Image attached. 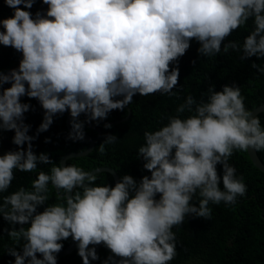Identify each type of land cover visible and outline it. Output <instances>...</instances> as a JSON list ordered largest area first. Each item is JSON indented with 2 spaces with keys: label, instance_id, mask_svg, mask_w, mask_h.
Returning a JSON list of instances; mask_svg holds the SVG:
<instances>
[{
  "label": "clouds",
  "instance_id": "9594fccd",
  "mask_svg": "<svg viewBox=\"0 0 264 264\" xmlns=\"http://www.w3.org/2000/svg\"><path fill=\"white\" fill-rule=\"evenodd\" d=\"M3 3L12 15L0 19V45L21 54L18 67L0 70V142L13 132L17 146L0 153V218L11 226L0 229V239L6 234L12 242L5 247L14 264H57L69 238L82 264L100 260L97 246L108 250L103 264H170L186 219L212 220L210 205L233 206L247 197L244 177L229 160L237 152L264 151V126L235 83L220 91L210 84L199 99L186 96L167 124L143 132L136 156L150 176L139 180L125 174L114 185L97 184L99 169L57 163L37 154L33 142L65 113L71 118L66 138L82 142L86 124L99 126L137 95L179 99V62L193 41L209 60L222 52H235L242 62L264 60V0ZM241 29L247 31L242 42L229 39ZM250 67L264 74L260 63ZM24 97L43 112L34 135L25 114L35 108ZM119 140L107 134L94 150L106 155V145ZM17 172L35 174L30 188L4 195ZM50 188L57 202L49 203Z\"/></svg>",
  "mask_w": 264,
  "mask_h": 264
},
{
  "label": "trees",
  "instance_id": "16d2710c",
  "mask_svg": "<svg viewBox=\"0 0 264 264\" xmlns=\"http://www.w3.org/2000/svg\"><path fill=\"white\" fill-rule=\"evenodd\" d=\"M41 7L38 2L31 11L35 13ZM11 15L12 9L0 0V19ZM245 35L247 31L241 29L229 39L242 42ZM198 47L193 41L185 56L180 59L179 84L184 86V90L179 93V99L159 94L147 97L137 95L124 111H112L107 120L99 122V126H96V122L86 124L85 135L96 140L94 148L86 156L68 159L66 165L75 164L85 171L107 167L115 171L119 179L125 174H130L139 180L143 175L150 176V173L142 168V158L137 159L136 156L137 149L144 143L143 132L158 130L162 124H167V115H175V109L184 102L186 96L192 95L199 99L200 92H205L210 84L215 85L216 91H220L223 85L235 83L241 87L242 95L247 97L245 104L248 109H255L264 104V74H259L250 67L252 62L264 66V60L259 61L253 57L242 62L235 52H230L227 56L222 52L220 56L209 60L198 55ZM20 58L14 49L0 45V70L7 73L10 69L18 67ZM193 60L196 64L192 63ZM23 102L30 103L35 108V111L25 114V122L32 126L29 135H34L42 122L43 112L36 100L24 97ZM127 108L130 110V117L119 122L127 117ZM258 114L264 126V111ZM66 117L67 113L54 118L50 129L41 133L33 142L37 154L46 152L51 159L60 163L66 154L79 153L81 149L85 151L88 148L87 140L73 142L66 138L69 133ZM80 119L85 117L81 115ZM105 123H112V127L105 129ZM98 130L100 136L97 138ZM107 134H115L120 140L115 145H106L107 154L101 156L98 150L94 149L98 148ZM13 135V132L3 134L0 153L16 149L17 146L11 143ZM46 137L51 139L50 143H44ZM257 155L264 164V151L258 152ZM229 163L236 167L237 175L244 177L248 189L247 197L238 198V203L233 206L226 207L223 203L219 206L210 205L213 209L212 220L191 217L186 219L177 232L178 255L170 264H264V172L252 164L246 152L235 153ZM42 167L45 171L49 168L47 165ZM217 169L222 175V166L217 165ZM33 178L35 174L17 172L12 188L4 195L20 186L30 188ZM96 183L114 185V180L108 172L103 171L99 173ZM220 186L223 187L222 182ZM49 195V203L58 201L55 189L50 188ZM4 227L11 226L0 218V229ZM71 241L70 238L64 241L63 249ZM5 245H12L6 234L0 239V264H14V257L7 255ZM108 254V250L101 247L98 252L100 260L95 264H103ZM57 264H82L77 248L69 255L58 257Z\"/></svg>",
  "mask_w": 264,
  "mask_h": 264
},
{
  "label": "water",
  "instance_id": "95a60500",
  "mask_svg": "<svg viewBox=\"0 0 264 264\" xmlns=\"http://www.w3.org/2000/svg\"><path fill=\"white\" fill-rule=\"evenodd\" d=\"M18 55L21 56L20 53L16 52ZM256 110L254 111V115L255 114H258L260 112H263L264 111V104L255 108ZM128 110V115L126 118H124L123 120L119 121V122H122V121H125L127 120L129 117H130V110L127 108ZM70 115L67 113V117H66V127H67V131L70 132L71 131V126H70ZM117 122V123H119ZM114 123V122H112ZM111 123V124H112ZM91 126V125H90ZM97 138L100 136V131L98 130L97 132ZM85 140L88 141L89 143V146L88 148L84 151V152H79V153H69V154H66L65 156H63V158L61 159L60 163L62 165H66V162L69 158H77V157H82L81 155H87L89 152H91L94 148V145H95V142L96 140L91 138L90 136H87L85 135ZM248 156H249V159L250 161L252 162V164L260 171L264 172V164L261 162V160L259 159L257 153H253L250 151V153H247ZM101 172L105 171V172H108L112 177H113V180H114V184L119 180L117 174L115 171H113L112 169L110 168H107V167H101V168H98ZM102 246H97V253L99 252L100 248ZM76 249V245L73 241L70 242V244L64 248L59 254H58V257H62V256H66V255H69L71 254L74 250ZM96 261H91V264H95Z\"/></svg>",
  "mask_w": 264,
  "mask_h": 264
},
{
  "label": "bare ground",
  "instance_id": "6f19581e",
  "mask_svg": "<svg viewBox=\"0 0 264 264\" xmlns=\"http://www.w3.org/2000/svg\"><path fill=\"white\" fill-rule=\"evenodd\" d=\"M225 75V74H224ZM226 216V215H225ZM224 217V216H223Z\"/></svg>",
  "mask_w": 264,
  "mask_h": 264
}]
</instances>
